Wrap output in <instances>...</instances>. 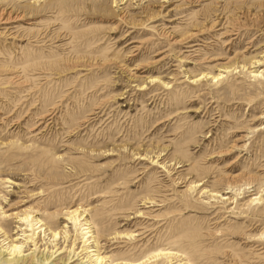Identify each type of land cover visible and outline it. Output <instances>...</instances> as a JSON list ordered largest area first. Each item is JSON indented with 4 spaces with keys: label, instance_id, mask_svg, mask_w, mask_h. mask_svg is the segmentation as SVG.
Here are the masks:
<instances>
[{
    "label": "rangeland",
    "instance_id": "rangeland-1",
    "mask_svg": "<svg viewBox=\"0 0 264 264\" xmlns=\"http://www.w3.org/2000/svg\"><path fill=\"white\" fill-rule=\"evenodd\" d=\"M3 11L22 19L0 23V264H17L12 241L20 264H84L66 222L77 208L109 264L161 250L264 264V202H250L264 188V64L249 67L264 63V0H0ZM167 33L197 37L174 48ZM237 65L251 69L189 81ZM26 214L61 237L27 242Z\"/></svg>",
    "mask_w": 264,
    "mask_h": 264
},
{
    "label": "bare ground",
    "instance_id": "bare-ground-1",
    "mask_svg": "<svg viewBox=\"0 0 264 264\" xmlns=\"http://www.w3.org/2000/svg\"><path fill=\"white\" fill-rule=\"evenodd\" d=\"M5 12H7V11H5ZM5 12L3 11L0 13L1 25L2 24L3 25L4 24H10L12 22L19 21L22 19L21 16H19V15L14 16L15 18L13 19V16L11 15V13L8 15V14H5ZM5 15H8L7 19L4 18ZM16 19H18V20H16ZM1 35H2V33H1ZM167 37H169L172 41H174L173 47L177 48V46H180L181 44H185L186 42H188L192 38L197 37V35L194 33L193 35H189L185 38H182L181 40H176V38L174 37L173 34L167 33ZM122 40H124V39H122ZM193 47H195V46H190L189 48H193ZM261 58L263 59L264 56H262ZM219 60L220 59H214L213 61L215 62V61H219ZM161 61L162 60H160L159 62H161ZM114 62L115 61H112V62L111 61H105L103 63V65L104 66H111L112 64H114ZM263 64L264 63H262V60H255V61L250 63L249 67L255 68L256 66H260ZM233 67H234V69H233ZM239 67H241L242 71H245L247 66L246 65L223 66L222 69L220 68L218 70V72H219L218 75H212L210 73H202V74H200L194 78H189V81L192 85H201L205 82V83H210L212 85L218 86L225 78H227L224 76V74H226V73L229 74V73H233V72H235L236 74L241 73V71L237 72V69H239ZM250 69L251 68L246 69V73ZM249 74L253 75V76H250V78H253L255 80H259V79L263 78V74L261 72H259V70L251 71V72H249ZM174 80H175L174 78H170L169 81H164L163 79H161L159 77H152V78H149L148 84L151 87H154L156 85H160L165 90L169 91L175 86ZM149 86L148 85L139 86V91H141V92L147 91L149 89ZM261 118L263 119L264 117H261ZM260 129H262V127ZM234 149H238V145H235ZM229 155H231L229 152H227L225 154V156H229ZM161 156L162 155H159L158 157L160 158ZM233 163H236V161H234ZM172 165H173V162H172ZM200 186L202 187V186H204V184L198 183L197 187H200ZM191 188L192 187H190V189ZM193 188H195V187H193ZM203 192H204V194L209 195L212 199H221L224 202L226 201V202H230V204L232 203V199L225 196V195H228L229 192L224 193L225 195L224 194L221 195L219 192L209 191L207 189H203ZM261 193H264V188L262 189ZM261 193L255 195L254 199H252L250 201L251 205H259L260 203L263 204L264 194H261ZM85 212L86 211H82V208H77V209L72 210V211L67 210V212H66V214H67L66 215L67 216L66 222L73 226L75 234H76L75 238L81 237V239H82L83 246L81 247V252L79 253V255L84 253L83 255H81V256H83V259H86V262L84 264H109L108 257L103 256V254H101V252L99 250V240L96 237V235L93 234L94 232H93L92 225L87 220V216L85 215ZM21 221L26 224L25 228L26 227L29 228L28 231L25 229L27 232L30 233L28 236H26L27 242L35 243V241H37V239H38V238H36V236H38L41 233L46 234V232L49 233V238H51V240H53L52 243L57 242L58 239L61 237V232H59L60 230L59 231L51 230V228L47 227V225L45 223H43L42 220H40L38 217H34V215L26 214L23 218H21ZM23 226H24V224H23ZM64 228H67V227L65 226ZM0 234H3L6 237V239L4 240L5 242L7 240L9 241V237L7 236V234L2 229H0ZM68 236H69L68 232H65L64 233L65 239H68ZM263 237H264V234H262L260 238H263ZM74 243H73V249L71 252L74 251V248H75ZM23 244H25V243H23ZM25 245H27V243ZM23 246L24 245H19L17 242H13V241L10 242L6 248V252H8L7 253L8 256H11V259H6L5 262H8V263L14 262V263L20 264L21 259L24 258L22 256V254L24 253ZM2 253L4 254V252H0V255H2ZM4 257H5V255H4ZM164 259L168 260L171 263L173 261H176V262L184 261L183 264H191L187 260H185L183 255H181L175 251H171V250H161V251L154 252L151 255H149L148 257H146L145 259H143L142 261L137 262V263L123 262L122 264H158L159 261L164 260ZM47 262L48 261H44V263H47ZM180 264H182V263H180Z\"/></svg>",
    "mask_w": 264,
    "mask_h": 264
}]
</instances>
